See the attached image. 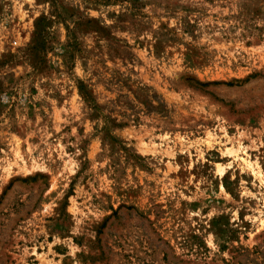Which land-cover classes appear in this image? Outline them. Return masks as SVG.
<instances>
[{
  "label": "rangeland",
  "instance_id": "374dc122",
  "mask_svg": "<svg viewBox=\"0 0 264 264\" xmlns=\"http://www.w3.org/2000/svg\"><path fill=\"white\" fill-rule=\"evenodd\" d=\"M0 264H264V0H0Z\"/></svg>",
  "mask_w": 264,
  "mask_h": 264
},
{
  "label": "trees",
  "instance_id": "16d2710c",
  "mask_svg": "<svg viewBox=\"0 0 264 264\" xmlns=\"http://www.w3.org/2000/svg\"><path fill=\"white\" fill-rule=\"evenodd\" d=\"M40 23H41V20H38V21L35 23V32H34V34H36V31H37V29H38ZM206 85H207V84H198V86L201 87V88H204ZM226 85L228 86V85H230V84H226ZM198 86H197V87H198ZM78 89H79L80 94L83 95L84 100L87 101V102H89V101H90V100H89V94H87V93L85 92V90L83 89L82 85H80Z\"/></svg>",
  "mask_w": 264,
  "mask_h": 264
}]
</instances>
